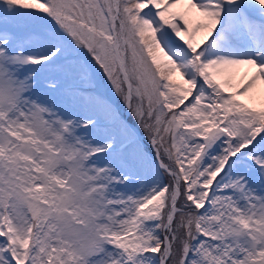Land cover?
I'll return each instance as SVG.
<instances>
[{"label":"snow or ice","instance_id":"6c2138e0","mask_svg":"<svg viewBox=\"0 0 264 264\" xmlns=\"http://www.w3.org/2000/svg\"><path fill=\"white\" fill-rule=\"evenodd\" d=\"M0 264H264V0H0Z\"/></svg>","mask_w":264,"mask_h":264}]
</instances>
